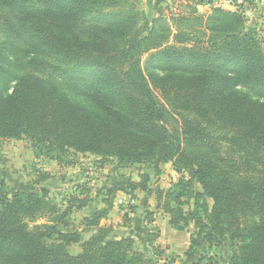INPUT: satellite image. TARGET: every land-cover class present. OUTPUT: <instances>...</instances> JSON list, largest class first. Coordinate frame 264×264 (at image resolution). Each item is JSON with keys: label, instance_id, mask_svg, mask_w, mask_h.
Here are the masks:
<instances>
[{"label": "trees", "instance_id": "obj_1", "mask_svg": "<svg viewBox=\"0 0 264 264\" xmlns=\"http://www.w3.org/2000/svg\"><path fill=\"white\" fill-rule=\"evenodd\" d=\"M122 1L0 0L11 43L38 46L70 66L63 73L68 87L105 114L25 72L10 92L0 88V139L27 137L50 152H90L121 167L150 163L158 169L172 162L181 177L158 198L164 196L160 204L174 229L196 228L187 253L230 242L227 264H264V100L236 90L248 85L264 96L257 29H246L237 11L212 8L213 23L201 31L211 32L207 38L162 47L150 36L128 38L126 22L116 28L87 24L92 14H113L106 9ZM154 48L148 63L166 73L141 65L143 53ZM169 112L178 116L185 141L204 154L187 152L173 136L165 124ZM148 180L114 182L108 206L84 219L94 229L84 241L79 231L58 228L67 210L60 212L34 188L0 192V264H146L131 235L110 238L112 228L101 220L117 191L146 190ZM47 215L54 223L38 222ZM53 235L55 242L47 243ZM81 242L82 251L72 254L70 246Z\"/></svg>", "mask_w": 264, "mask_h": 264}, {"label": "rangeland", "instance_id": "obj_2", "mask_svg": "<svg viewBox=\"0 0 264 264\" xmlns=\"http://www.w3.org/2000/svg\"><path fill=\"white\" fill-rule=\"evenodd\" d=\"M159 1L123 0L118 7L106 9V12L113 14H92L87 24L116 28L126 22L124 30L128 38L136 34L150 36L153 41L163 42L162 47L166 44L184 47L211 34L208 30L205 33L201 31L213 23L214 19H209L212 8H222L212 5L214 0ZM237 12L243 15L246 29L250 26L257 29L264 46V0H252L249 8ZM1 17L0 67L10 72L7 75L0 71V88L3 93L12 90L17 76L34 72L64 89L73 101L104 114L89 97L68 87V80L63 78V73L70 66L55 57L44 56L38 46L23 42L11 43ZM154 50L157 48L143 53L141 65L147 72L166 73L148 63L150 52ZM236 90L264 100V96L251 86L238 85ZM178 119L175 113L169 112L165 119L167 128L182 142L187 152L193 155L204 154L185 141ZM144 176L149 178L146 190L131 192L128 189L115 193L108 215L101 220V225L112 228L109 237L132 235L136 249L146 256V264H227L231 254L230 242L219 249L204 243L188 254L191 236H196L194 225L179 230L182 232L176 234L180 237L176 238L172 234L178 231H174L169 224V215L161 205L165 201L164 196L161 201L158 198L159 191L165 192L181 177L172 162L162 163L158 169L150 163L121 167L114 158L103 159L90 152L73 149L50 152L27 137L0 139V192L34 188L40 195L54 200L60 212L67 210L68 214L63 221L66 224L61 223L58 228L79 231L83 241L94 233V229H87L84 219L96 209L108 206L106 200L111 196L108 190L114 182L127 178L141 181ZM38 222L54 223L50 215ZM149 232L155 233L156 237ZM54 238L53 235L46 242L54 243ZM82 249V242L73 243L69 248L72 254H78Z\"/></svg>", "mask_w": 264, "mask_h": 264}, {"label": "built area", "instance_id": "obj_3", "mask_svg": "<svg viewBox=\"0 0 264 264\" xmlns=\"http://www.w3.org/2000/svg\"><path fill=\"white\" fill-rule=\"evenodd\" d=\"M252 0H214V4L218 7L233 10H243L251 6Z\"/></svg>", "mask_w": 264, "mask_h": 264}, {"label": "crops", "instance_id": "obj_4", "mask_svg": "<svg viewBox=\"0 0 264 264\" xmlns=\"http://www.w3.org/2000/svg\"><path fill=\"white\" fill-rule=\"evenodd\" d=\"M171 227H172V226H171ZM172 228H173V227H172ZM174 231H178V232H175V233H172V234H173L176 238H177V237H180L179 234H176V233H181L182 231L180 232V231L177 230V229H174ZM131 236H132V235H131ZM132 237H133V236H132Z\"/></svg>", "mask_w": 264, "mask_h": 264}]
</instances>
